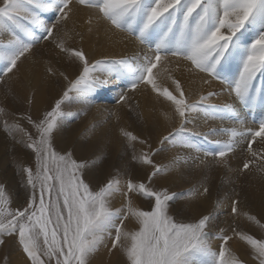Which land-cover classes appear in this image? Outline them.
I'll return each mask as SVG.
<instances>
[{
  "label": "snow or ice",
  "instance_id": "6c2138e0",
  "mask_svg": "<svg viewBox=\"0 0 264 264\" xmlns=\"http://www.w3.org/2000/svg\"><path fill=\"white\" fill-rule=\"evenodd\" d=\"M75 3L94 9L98 19L148 46L152 55H145L143 62L135 65L128 59L110 63L97 60L89 65L82 51L66 47V40L73 38L70 31H65L64 38L56 41L59 51L79 60L83 70L42 120L36 122L29 117L38 133L37 139L29 137L26 144L35 153L36 170L23 169L32 194L23 210L12 211L8 207L5 188L0 185V244L5 242L3 237L16 235L31 264H90V258L98 251L105 236L112 237L114 229L112 249L122 253L126 264H242L226 247L231 236L224 234L223 229L215 236L210 235L214 219L211 214L196 222L177 221L170 214V202L177 199L175 194L156 191L145 183L131 180L126 182V191L121 189V181L115 177L93 189L83 179V173L95 163L77 161L71 152L58 153L52 141L59 129L60 118L65 115L61 105L70 98L69 93L85 95L105 87L108 81L93 73L109 72L115 65H120L134 74L131 89L140 84L150 86L157 99L169 102L179 118L180 127L164 136L160 141L162 145L167 141L196 152L203 151L198 145L187 142L182 134L191 114L205 112L212 119H227L240 128L220 129L227 139L214 141L217 150L204 151V155L211 156L216 165L225 167L229 153H234L243 142L252 158L244 162L243 169L254 164L258 172L264 174V149L258 151L253 147L258 137L264 144V119L259 120L258 129L244 128V121L235 108L236 103L249 111L258 106L264 108V88L255 84L258 74L264 76V0H75ZM72 4L73 0L0 2V34L10 36L6 43H0V62L4 64L0 71L4 76L17 68L21 57L30 52L39 39H48L53 35V29L70 19ZM47 12L55 14L51 26L41 17ZM37 28L46 35L36 36ZM170 58L190 64L187 68L190 72L205 74L203 84H209L211 80L225 84L229 95L234 96V103L223 107L207 104L209 97L217 95L213 92L189 102L180 82L171 76L169 79L176 94L168 87H162L158 83L159 74L153 69L157 65L166 67ZM48 71L51 73L52 69ZM126 99V95L120 96V101ZM163 116L171 119L169 113H163ZM5 130L9 131L7 123ZM216 131L211 129L213 134ZM121 135L130 142L138 139L123 129ZM204 135L207 138L208 134ZM152 155L150 150L134 157L137 163L152 166L149 182L166 171L153 164ZM179 159L176 158L177 163ZM37 189L40 193L38 202ZM207 192L204 188V193ZM117 193L124 198L121 208L112 207V198ZM131 194L149 201L150 210L135 207ZM236 203L233 200V214L237 212ZM129 219L135 221L136 230H124V222ZM248 219L258 223L253 216ZM233 232L250 247L252 258L258 264H264V240L235 229ZM212 239L222 241L218 253L212 249Z\"/></svg>",
  "mask_w": 264,
  "mask_h": 264
},
{
  "label": "bare ground",
  "instance_id": "6f19581e",
  "mask_svg": "<svg viewBox=\"0 0 264 264\" xmlns=\"http://www.w3.org/2000/svg\"><path fill=\"white\" fill-rule=\"evenodd\" d=\"M52 19H55V14L48 12L44 19L45 22L49 24ZM88 20H91V23ZM100 24V19H88L80 16L78 10H75L67 22L58 26L61 27L63 38L65 31H70L73 35L71 40H66V47L82 50L86 60L91 64L97 60L106 62L105 59L111 58L128 59L135 65L137 62H143L144 56L150 53L139 47L130 36L113 29L110 25L100 27ZM76 33L79 35H75ZM53 36L56 35L53 34ZM47 52L56 59L58 73L60 72L58 76H67V71L70 67L72 68L76 58L71 57L68 53H61L56 47V43L55 45L47 44ZM39 60L35 55L28 57L22 67L17 64V68L13 69L9 76L11 113L16 114L24 106H29V109L35 113L38 104H41L42 99L45 98V93L47 95L55 94L57 84L61 89L64 88V78L51 77L48 70H53V66ZM187 68L189 65L185 62L172 63L166 67L158 66L156 72L159 74L158 83L162 87L172 90L169 76L177 79L189 102L197 101L201 95L207 96L211 92V88L218 87L216 83L212 84L213 82L206 86L202 80L193 77ZM21 75L22 80H20ZM93 75L107 80L108 83L93 93L85 94L86 99L82 103L92 113L96 112L88 139L85 142L74 140L76 151H74L73 158L77 161L95 163L94 167L87 168L86 172L84 170L83 179L84 176L91 178L93 189H98L99 184L102 186L107 180L115 177L121 181L123 191H126V182L131 180L135 183H145L156 191H167L170 195L175 194L177 199L175 202H170V214L177 221L196 222L204 215L211 214L214 219L211 222L210 235L215 236L220 232V229H223L224 234L232 237L226 245L231 253L242 256L251 252L250 247L239 240L233 229L251 235L258 240L264 239V174L258 172L257 166L254 164H250L248 169H243L244 162L252 159L248 155L247 144L243 142L237 146L234 153H229L228 164L225 167L216 165L211 156L204 155V151H207L205 146L209 145L211 151H215L217 145L214 141L227 139V136L219 131L220 129L240 128V125L227 119L223 121L212 119L203 112L193 113L189 122L184 125L185 131L182 135L187 142L198 145L203 151L196 152L180 146L179 143L173 144L167 141L162 145L160 143L162 138L180 127L179 118L175 116L170 103L164 101L163 98L157 99L151 89L145 93L142 86H138L135 91V101L129 107V104L126 106L124 101L111 105L109 101L120 98L122 94L130 93L127 90L129 87L127 85L133 81L134 74L127 68L119 66L118 70L113 69L103 73L97 71ZM262 82L264 85V76L257 77L255 84L257 87H261ZM70 95V103L63 108L66 113L74 102H78V106L81 105L82 95L75 92H71ZM235 108L239 117L244 121V128H258V123H252L248 118L249 115L244 113L243 107L236 103ZM100 111H102V117H99ZM250 112V114H255L257 120L264 119V108L258 107ZM163 113H169L171 119H165ZM60 123H65L63 117L60 118ZM62 129L60 125L59 130ZM122 129L138 139L130 142L121 135ZM211 129H216V133L213 134ZM16 131L14 127V132L6 143L12 147V154L17 157L19 151L16 135L19 133ZM75 132L69 129L68 135H74ZM204 134H208L207 138ZM0 138L3 136L1 135ZM55 139L61 150H69L73 147L71 140L63 141L60 137ZM140 141H144V143H140ZM253 147L259 151L264 149V144H261L260 138H257ZM158 149L162 150L158 151ZM8 150L10 149L8 148ZM150 150L154 153L151 156L153 164L166 169L153 177L151 182H149L148 176L153 171L152 166L139 164L134 159V157H139ZM177 157L180 158L178 163L176 162ZM202 161L204 163H201ZM257 164L260 162L257 161ZM204 188L208 189L207 193H204ZM131 196L135 207L141 210H150L149 201L135 194H131ZM233 200L237 202L235 214L232 212ZM123 204L122 194L117 193L112 198V207L121 208ZM248 216L255 217L258 223L250 221ZM137 227L132 219L124 222L126 231H134ZM114 236L113 229L112 237ZM219 242L215 239L210 241L213 251L217 253Z\"/></svg>",
  "mask_w": 264,
  "mask_h": 264
},
{
  "label": "rangeland",
  "instance_id": "374dc122",
  "mask_svg": "<svg viewBox=\"0 0 264 264\" xmlns=\"http://www.w3.org/2000/svg\"><path fill=\"white\" fill-rule=\"evenodd\" d=\"M0 2H2V0H0ZM71 7H72V12H71L70 16L73 15V12L75 10H78V14L80 16L87 17L88 19H93V18L98 17V13L94 9H89V8H85L83 6L77 5L75 3V0H73V4ZM47 14H48V12L41 14V17L43 20L46 19ZM100 20H101L100 27H104V26L108 25L102 19H100ZM51 22L54 23L55 19H52L50 21V23L48 24V26H51V24H52ZM56 28L53 29V34H55L56 36H53V35L49 36L50 38L48 37V40L47 39H39L38 42L35 43V45L33 46L32 50L30 52L26 53L25 56L21 57L20 61H18V64H20L21 67L27 61L28 57H32L35 55V56H37V58L40 59L39 61L47 62L53 66L52 72L51 73L49 72L50 73L49 75L51 77H57L58 78L60 76V75L58 76V74L60 72L58 73L59 69L57 68L56 59L53 58V55L51 53L47 52V44L48 45H53V44L55 45L56 41H59L61 38H63V36L61 34V27L58 26ZM122 33H124V35H126V36H130L126 32H122ZM35 35L42 37V36L46 35V33H44L42 31V29L37 28L35 30ZM130 37L137 43V45L139 47L149 51L148 46L141 45L139 42H137L134 39V37H132V36H130ZM9 39H10L9 34H7V33L0 34V43H6L7 42L6 40H9ZM80 51H82V50H80ZM53 53H55V52L53 51ZM148 55H152V53H149ZM105 60L107 63H110V62H113V61L118 60V59L109 58V59H105ZM178 62L181 63L184 61H176L175 58H170L169 62H167V65H170L172 63L177 64ZM94 63L95 62H93L92 64H94ZM185 63H187V62H185ZM89 65H91V63H89ZM188 65L190 67V64H188ZM119 66L120 65H115L114 69L118 70ZM158 66H161V65H157V67ZM162 66L164 67V65H162ZM3 67H4L3 62H0V70H2ZM82 70H83V64L79 60L76 59V62L73 64L72 68L70 67L68 69V71H67L68 74H66L67 76H64L61 73V75H63V76H60V77L64 78V85H63L64 88L63 89H61V87L57 84V91L55 94L47 95L45 93L46 99L45 98L42 99L41 104H38L37 111L35 113H33L32 110L29 109V106H24L25 108L24 107L20 108V110H18L16 114H13L10 112L11 102H10L9 97H10L11 87L9 84V76L11 75L12 72L9 73L7 76H4L2 74V71H0V110H2V111H0V136L2 135L4 138V139L0 138V143H1V145H0V185H3L5 188L6 196L9 199L8 207L12 211L23 210V208L26 207L27 199L32 194V190L27 187V176L24 173L23 169L29 168L33 172H35V170H36L35 153H33L31 149L27 148L26 144L29 142V137H31L33 140L37 139L38 133L36 132L32 123L29 122V117L31 118L32 121H36V122H39L40 120H42L45 116V113L52 110L56 101L59 100L63 96V93L70 87V82L74 81L80 75ZM153 72L156 73L157 68L153 69ZM191 74L193 75V77H195L198 80H203L204 78H206L205 74H203V73L197 74V73L191 72ZM200 76L202 77V79H200L201 78ZM257 77H260V75L258 74ZM22 79L23 78L21 75L20 80H22ZM169 82L171 83L170 79H169ZM131 83H132V81L129 83V85H127V86H129L127 88V90L130 91L129 94H126V97H127L126 100L127 101L124 100L126 106L129 104L128 107L132 103H134L135 91L137 89V88L134 90L131 89L130 88ZM211 83L217 84L218 87H213L210 90L213 93H217V95H213L214 97H212V96L209 97L207 102H206L207 104L216 105L218 107H223L225 104H228L229 102L233 103L234 96L229 95V92H228L225 84L222 83L223 84L222 85L221 82L218 80H211L209 84L211 85ZM139 86H142V90L145 93L151 89L150 86H147L144 84H140ZM170 87L173 88L170 91H173V93L176 94L174 92V85L171 84ZM261 88H264L263 82H262ZM70 94H71V92L69 93L70 98L68 100H65L64 103L61 105L62 110L64 107H66L67 104L70 103V101H71V95ZM31 95H33V94H31ZM85 99H86V95H82L81 99H80L81 100L80 106L77 105L78 102L77 103L74 102L73 106H71V109H68L67 113L64 112L65 109L63 110V112L65 114L63 116V119H64L65 123L61 124L59 122V129H60V125L62 126L63 129L61 131L58 129V131H56L54 133V137H53V141H52L53 148L58 153L65 154L67 152H71L72 155H74L75 154L74 151H76L74 140H82L85 142L89 137L91 125L94 123V120H93L94 114L96 112L92 113V111L90 109H88L87 106L85 107V105H82V103L85 102ZM118 101H120L119 97L115 98L114 100L109 101V102L111 105H116L118 103L120 104L122 102V101H120V102H118ZM192 102H195V101H192ZM217 102H219V103L217 104ZM243 109L245 110L244 113L246 115L250 116V117L248 116V118L252 122L254 120L257 123L259 122V120H257L255 118L256 117L255 114H253V113L250 114L251 112L248 109H245V108H243ZM203 114H207V113L203 112ZM11 117L13 120L11 119ZM99 117H102V111H100ZM6 123L9 126V131L5 130V124ZM75 125L77 127H74ZM14 127L19 133L18 135H16V139H18L16 144H17L18 151H19L17 154V157L12 154V151H13L12 147L11 146L9 147V144L6 143L10 139L12 132H14ZM69 129H72L73 132L76 131L74 133V135L73 134L70 136L68 135ZM256 129H258V128H256ZM55 135L58 138L59 137L62 138L63 141H69V140L73 141V145H72L73 147L70 148L69 150L59 149L57 144H56ZM18 142H19V144H18ZM7 147L10 150H8ZM204 148L207 149V151H211V148L209 145L205 146ZM86 171H87V168L85 169V172ZM84 180L87 183H89L90 186L92 185L91 184V178H89L88 176H84ZM99 186H101V185L99 184ZM39 195H40V193H39V190L37 189V191H36L37 202L39 200ZM46 199H47V197H46ZM112 238H114V237H108L107 235L105 236V239H104L103 243H101V245L99 246L98 251L90 258V264H126V260H125L124 256L122 255V253L118 249H112ZM3 239L5 242L3 244H0V264H31V262L28 260V258L26 256V254L23 252L22 248L20 247V245L18 243V237L16 235L5 236V237H3ZM260 240H264V239H260ZM220 242L222 243V241H220ZM220 242H219V245L221 244ZM228 243H229V241H228ZM41 244H42V240H41ZM110 249H111V251H109ZM236 256L238 257V259H240L242 261V264H258V262L252 258L251 252H248L242 256H239V255H236ZM53 264H54V262H53Z\"/></svg>",
  "mask_w": 264,
  "mask_h": 264
}]
</instances>
